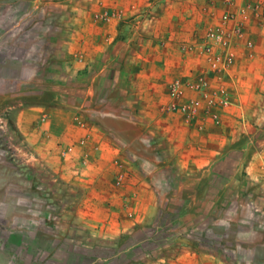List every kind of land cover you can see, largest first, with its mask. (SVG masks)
Here are the masks:
<instances>
[{"label": "crops", "instance_id": "obj_1", "mask_svg": "<svg viewBox=\"0 0 264 264\" xmlns=\"http://www.w3.org/2000/svg\"><path fill=\"white\" fill-rule=\"evenodd\" d=\"M234 10L0 0V264H264V15L203 47Z\"/></svg>", "mask_w": 264, "mask_h": 264}, {"label": "built area", "instance_id": "obj_2", "mask_svg": "<svg viewBox=\"0 0 264 264\" xmlns=\"http://www.w3.org/2000/svg\"><path fill=\"white\" fill-rule=\"evenodd\" d=\"M226 5L234 7V11L225 12L220 18L221 28L218 31H208L204 36L203 44L205 50L210 54L211 49L218 46L224 57H218V55L210 54L208 58L209 72H218L220 68H228L232 60V49L240 47V39L244 34L243 23L246 21L247 16L250 12H258L264 15V7L257 0H225ZM250 47V44L246 45ZM175 85V84H174ZM217 96H205L209 100V105H213L216 102V98L223 100L224 93L217 92ZM199 106L198 102H190L189 110L190 114L188 117H192Z\"/></svg>", "mask_w": 264, "mask_h": 264}, {"label": "rangeland", "instance_id": "obj_3", "mask_svg": "<svg viewBox=\"0 0 264 264\" xmlns=\"http://www.w3.org/2000/svg\"><path fill=\"white\" fill-rule=\"evenodd\" d=\"M185 9V8H184Z\"/></svg>", "mask_w": 264, "mask_h": 264}]
</instances>
